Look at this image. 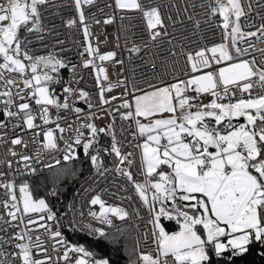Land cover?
Returning <instances> with one entry per match:
<instances>
[{"label": "snow or ice", "instance_id": "obj_1", "mask_svg": "<svg viewBox=\"0 0 264 264\" xmlns=\"http://www.w3.org/2000/svg\"><path fill=\"white\" fill-rule=\"evenodd\" d=\"M114 3L120 19L129 21L122 25L126 50L144 53L151 75L137 82L144 88L133 84L131 93L122 80L105 86L101 77L108 80L107 70L96 61L113 60L115 53L100 54L89 42L80 53V67L97 73L99 103L93 105L90 93L78 87L77 65L60 55L67 49L57 29L82 26L88 42L85 9L96 0H0V142L11 144L13 158L7 174L0 170V264H113L111 256L73 243L61 231L65 214L58 215L47 202L48 196L60 195L58 178L43 197L35 196L27 180L17 183V174H35L33 164L41 161L39 153L15 150L27 148L22 136L4 140L10 125L13 132L32 131L34 143L42 136V148L49 152L59 150L57 139L63 140L64 161L76 159V149L82 148L95 170L94 184L112 175L125 182L121 192L132 189L138 207L109 204L102 189L89 196L86 216L73 203L66 209L74 213L68 220L73 234L105 242L126 264H234L254 246L264 259V0ZM69 7L75 18L63 15ZM134 21L142 25L139 31ZM113 22L114 17L104 20ZM165 43L168 55L158 63L152 49ZM64 69L77 87L62 79ZM116 87H125L122 97L131 99L108 112L112 120L103 127L96 125L95 113L76 106L77 101L89 109L109 104L104 94ZM60 111L88 121L73 129L71 142L64 140ZM50 124L55 129L43 127ZM101 135L110 138L108 146L100 144ZM101 153L112 158L111 167ZM118 199L131 202L133 196ZM40 229L52 242L55 261Z\"/></svg>", "mask_w": 264, "mask_h": 264}, {"label": "built area", "instance_id": "obj_2", "mask_svg": "<svg viewBox=\"0 0 264 264\" xmlns=\"http://www.w3.org/2000/svg\"><path fill=\"white\" fill-rule=\"evenodd\" d=\"M70 4V0H68ZM167 3V0H165ZM85 14L87 17V24L89 25V32L90 37L89 41L85 42L84 35H83V27L76 26L71 29H67L63 26L59 27L57 31L61 33L60 39L65 40V45L63 46L67 51L61 52L60 55L63 56L64 59L70 61L71 64L77 65L75 77L76 79L80 80L78 85L79 88H82L90 93L91 95V102L93 105H97L99 103V88L97 86L96 75L97 73L91 67L89 68H82L80 65L83 63L80 53L84 51L87 47V44L90 42L92 47L96 49L100 54H104L107 52H114L115 57L113 60L110 61H96V64L103 66L107 70L108 80L103 81L101 77L102 83L106 86L109 83H116L117 81H125V87L127 88L128 92H132L133 84H136L138 88H144L145 85L143 83H137L139 81L144 80L146 76L151 75V65H144L143 60L146 59V55L144 53L140 54H131L126 50L125 45V34L122 31V25L127 27L129 25V21L121 20L120 15L121 13L116 10L114 0H96V4L94 6H89L85 9ZM65 18H75V12L70 7L66 9L63 13ZM114 17V22L110 24H105L104 20L107 18ZM99 21V23H96ZM138 24L137 31L142 28V25L139 21H134ZM57 25H61V20L56 19L54 21ZM129 36H131V31H129ZM218 39V37H217ZM54 42V41H50ZM79 42V43H77ZM128 47H131L129 44ZM169 45L166 43L161 46V49H152L153 57L155 58L157 55L159 56L158 63L162 62L164 57L168 54L165 51ZM59 52V46L56 49ZM87 53L84 55V59H88ZM116 61H122L123 63H117ZM62 79L65 81H69L72 87H77L75 83H72V74L68 72L67 69L61 70ZM82 77V79H81ZM171 78H169L170 80ZM155 82V81H154ZM125 87H116L113 88L111 92H105V97L110 100L109 104L102 105L101 107H93L89 109L87 104L83 101H77L76 106L80 107L84 110V113L93 112L99 118L95 120V123L100 122L98 127H103L111 122L112 116L108 115V112L113 111L119 104L123 102V99H131V96H123L122 94L125 91ZM57 92H61V86H56ZM260 89L257 87L254 89V92H259ZM239 95V93H237ZM116 96L118 99L111 100V97ZM122 97V98H121ZM208 97H205V102H207ZM35 108V105H33ZM103 109V110H102ZM37 113L39 112L36 109ZM52 118L55 120L56 118V110L52 109ZM120 111H125L124 109H120ZM59 115L62 117L59 120L61 127L67 129L65 133H63L64 140L71 142V138L75 135L73 131L74 128L79 127L80 123H87L88 121L83 118V115L80 119H77L74 113H70L67 111H60ZM113 115L116 116V120L119 123V115L113 112ZM37 124H41L42 122L37 118ZM72 124L73 128H68V125ZM43 127H52L55 129V124H50ZM3 131V130H0ZM85 134H87V130L85 129ZM55 135L59 137L61 134L56 131ZM14 136H22L25 143L28 145L27 148H23L21 146H16L15 150L21 154H27L29 156H35L39 153V164H33L34 167L37 168V172L33 175H24L21 176L17 174L16 181L17 183L23 182L24 180H28L30 178L36 177L43 173L44 170L49 169L44 167V165H53L56 166L55 162L57 160L60 163H64L67 161L63 160L64 150H65V143L63 140L57 139V143L59 145V150H53L51 152L46 151L42 148V136L35 137V143L33 142V134L32 131H25L21 132L20 130H16L13 132L11 130V125L8 129V135L4 138L5 141H10V139ZM100 144L102 146H108L110 144V138L101 135L100 137ZM12 147L10 143L0 142V161H3V164H0V170H3L6 174L9 172L7 168V161L9 159H13L11 156L8 155V149ZM103 160L106 166L111 167L112 158L108 156H103ZM18 159V157L16 158ZM59 163V164H60ZM18 165L13 163V169L17 168ZM5 180L11 179V176L5 175ZM96 179L95 170L90 166L85 172L81 174V176L77 179L74 183L72 189L69 191V194L66 199V209L70 203H73L77 210H83L85 216L88 212V205L87 200L89 196L95 192H100L102 189L105 190L101 192L102 198L107 201L109 204H121L122 206L128 208L129 203H135L138 207V202L133 194V191L130 187H127V192H121L119 185L124 184L125 182L122 179H114L112 175L107 176L106 179H100L98 183H93V180ZM52 187H50L49 191ZM84 188H90L91 192L84 193ZM2 191V190H0ZM124 195H132L133 201L127 202L118 199V197ZM98 210V206H97ZM131 211V209L129 208ZM142 211V215L144 219H147V215ZM58 214V213H57ZM65 216L68 220L72 218L74 213L65 210ZM59 215V214H58ZM51 223V222H49ZM53 230H55V224L53 223ZM150 227V226H149ZM63 232V230L61 229ZM64 233V232H63ZM41 235V239L44 240L45 246L49 247L50 254L53 256L54 261L56 260V254L51 252V241L47 237V233L44 229H40L39 233ZM65 235V234H64ZM87 237L85 234H80ZM66 236V235H65ZM88 238V237H87ZM68 239V238H67ZM69 240V239H68ZM70 241V240H69Z\"/></svg>", "mask_w": 264, "mask_h": 264}, {"label": "trees", "instance_id": "obj_3", "mask_svg": "<svg viewBox=\"0 0 264 264\" xmlns=\"http://www.w3.org/2000/svg\"><path fill=\"white\" fill-rule=\"evenodd\" d=\"M96 125H100L99 120ZM101 155H103V153H101ZM76 156V159L64 162L63 164L60 163V165L66 164V168L59 172L55 177V179H59L58 187L60 188V195L56 197H47V202L58 214L65 213L66 199L69 191L72 189L74 183L81 174L91 166L90 160L84 155L82 148L76 149ZM50 170L51 168L46 169L40 175L27 180L35 195L45 196L46 192L52 187L54 180L49 179L50 175H48V171ZM73 172L76 173L75 176L72 175ZM60 224L64 234L71 242L85 243L88 246H91L98 254L111 256L113 264H126L125 257L117 252H112L105 242L101 241L94 244L90 238L80 234H73L68 228L67 218L62 219ZM169 227H174V222L170 224ZM257 251L258 246H254L249 254L241 259H237L234 264H264V259L257 255Z\"/></svg>", "mask_w": 264, "mask_h": 264}, {"label": "rangeland", "instance_id": "obj_4", "mask_svg": "<svg viewBox=\"0 0 264 264\" xmlns=\"http://www.w3.org/2000/svg\"><path fill=\"white\" fill-rule=\"evenodd\" d=\"M139 94V93H136ZM63 164V163H62ZM66 168V164L60 165L58 164L57 166H53L50 171H48V175H50V180H55V177L58 175L59 172L64 170ZM86 168V166H85ZM84 168V169H85ZM36 197H43V195H35Z\"/></svg>", "mask_w": 264, "mask_h": 264}]
</instances>
